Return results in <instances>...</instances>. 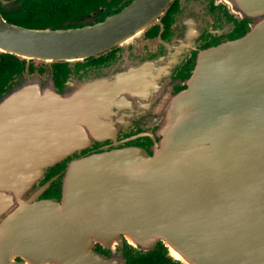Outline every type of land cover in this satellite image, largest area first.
<instances>
[{"label": "water", "instance_id": "water-1", "mask_svg": "<svg viewBox=\"0 0 264 264\" xmlns=\"http://www.w3.org/2000/svg\"><path fill=\"white\" fill-rule=\"evenodd\" d=\"M173 1L134 0L82 30L26 28L0 15V49L81 58L144 31ZM238 1L256 16L250 31L202 51L187 78L173 79L185 54L149 59L117 76L110 66L88 71L61 88L29 75L1 95L0 138L29 127V144L16 148L9 139L12 145L0 146V215L19 201L15 208L29 207L40 224H71L78 264H123L116 248L125 240L146 251L163 243L183 264H264V0ZM116 81L129 92L137 86L143 98L154 95L157 130L132 137L152 145L76 157L62 198L33 203L45 185L30 197L29 190L47 167L110 130V117L102 122L95 105L114 95ZM16 217L8 211L3 224Z\"/></svg>", "mask_w": 264, "mask_h": 264}, {"label": "flooded vegetation", "instance_id": "flooded-vegetation-1", "mask_svg": "<svg viewBox=\"0 0 264 264\" xmlns=\"http://www.w3.org/2000/svg\"><path fill=\"white\" fill-rule=\"evenodd\" d=\"M133 1L0 0V15L7 22L26 28L82 30L105 23ZM240 4L238 0H174L159 16V20L144 31L81 58L38 59L0 49V96L29 75L39 76L44 81L52 80L56 88H61L70 79L81 77L88 71L110 66L115 67L117 76L120 70L128 67L132 69L149 59L166 58L169 62L172 59L175 61L177 55L185 54L187 56L184 60L175 66L173 79L187 78L202 51L225 39H238L250 31L256 16L248 17ZM114 83L117 88L114 87V95L105 98L100 96L99 99L106 103L95 105L102 122H105V116L110 117L107 123L110 130L104 131L100 138H93L90 146L47 167L43 177L29 190L30 197L45 185L32 199L33 203L62 198L68 165L76 157L130 145L147 148L152 145L147 137H132L157 130L155 120L152 119L158 117V112L150 107L155 106L150 104L154 95L143 98L135 94L137 86H133L129 92L117 81ZM146 100H150L149 103ZM15 130V136L9 137L6 132L2 135L4 139L0 138V146L12 145L8 143L9 139H14L16 148H24L25 144H29V136L24 133H29V127ZM13 205L19 206V201ZM15 207L8 210L10 214L17 213L16 221L10 227L3 224L8 211L0 215V264H78L74 258L76 248H71L72 243L76 244V234L73 235L74 240H71L72 235L68 232L73 227L71 224H40L39 216H34L29 207L22 211ZM43 242H48L44 249ZM156 247L162 250V246ZM131 248L133 254L144 251L130 245L127 240L123 246L117 245L116 254L123 264H128ZM95 249L106 257L113 253L100 243L95 245Z\"/></svg>", "mask_w": 264, "mask_h": 264}, {"label": "trees", "instance_id": "trees-1", "mask_svg": "<svg viewBox=\"0 0 264 264\" xmlns=\"http://www.w3.org/2000/svg\"><path fill=\"white\" fill-rule=\"evenodd\" d=\"M158 245L162 246V250L156 247L151 250L138 251L133 254L131 248L128 264H183L168 253V249L163 243H159ZM167 257L170 260L167 259Z\"/></svg>", "mask_w": 264, "mask_h": 264}]
</instances>
